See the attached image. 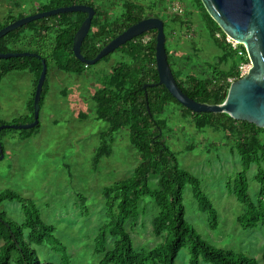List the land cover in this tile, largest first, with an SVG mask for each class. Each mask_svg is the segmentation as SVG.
I'll use <instances>...</instances> for the list:
<instances>
[{"label": "rangeland", "instance_id": "rangeland-1", "mask_svg": "<svg viewBox=\"0 0 264 264\" xmlns=\"http://www.w3.org/2000/svg\"><path fill=\"white\" fill-rule=\"evenodd\" d=\"M92 1L97 10L111 19L124 11V0ZM131 1L143 6L148 15L165 21L167 50L175 69L184 74L201 75L206 72V64L219 63L224 51L210 37L208 25L193 0ZM46 2L0 0V24L10 16L35 14ZM39 42L34 46L28 40L17 48L36 50L42 46ZM47 42L51 52L55 43L53 36ZM229 45L237 55L232 54L228 62L221 63L224 71H229L234 62L240 65L246 62L239 55L243 48ZM126 62L131 59L116 51L109 61L91 65L80 76L63 73L52 63L46 87L48 94L41 108L40 130L24 139L25 131L30 129L9 128L1 137L5 156L0 160V192L13 191L37 204L44 221L56 228L55 236L67 249L71 264L101 263L105 252L96 251V238L108 219L104 190L132 176L141 163L129 129L122 128L108 140L111 155L105 156L98 165L94 164L101 146V133L109 125L97 120L93 96L106 86L104 77L110 76L118 64ZM34 83L35 76L27 70L4 76L0 82V121L7 125L31 123L29 106ZM165 113L171 127L166 135L168 144L178 152L181 168L201 180L204 192L219 215L218 229L212 230L207 214L199 211L192 188L188 186L184 194L188 222L212 245L243 252L264 264V226L246 230L238 221L245 212V205L239 202L233 188L242 162L232 140L212 130L198 131L190 118L183 117L179 106H170ZM261 139L264 142V133ZM257 167L254 164L248 172L249 192L256 204L261 190L256 179ZM157 183L158 179L152 178V186L157 187ZM1 210L19 223L26 219L23 204L18 200L4 201ZM158 210L153 201L144 199L140 202L138 222L127 224L138 252L150 250L163 240L153 233L152 221ZM2 244L0 241V246ZM113 246L114 239L110 237L107 249ZM37 248L42 260L63 264L62 253L49 242ZM11 264L16 263L12 261ZM177 264H190L188 248L181 250ZM201 264L211 263L202 261Z\"/></svg>", "mask_w": 264, "mask_h": 264}, {"label": "trees", "instance_id": "trees-1", "mask_svg": "<svg viewBox=\"0 0 264 264\" xmlns=\"http://www.w3.org/2000/svg\"><path fill=\"white\" fill-rule=\"evenodd\" d=\"M208 25L210 37L224 51L217 64H206V72L184 74L175 69L169 54V61L182 90L192 99L201 103L221 104L231 83L230 78H241L240 64L234 62L229 71L220 68L221 63L228 62L232 54L237 55L226 42L227 35L207 12L201 0H193ZM89 4L92 0H47L36 13L71 6ZM123 13L111 19L106 13L96 10L92 29L82 46V53L87 59L95 58L99 52L119 34L139 21L154 16L131 1L124 0ZM35 13V14H36ZM33 15V14H32ZM10 16L0 24V30L8 24L24 18ZM87 14L82 12L65 13L31 22L0 38V53L31 51L41 55L50 69L55 63L60 71L83 75L90 66L81 62L73 52L74 38ZM166 27V23H165ZM221 34L222 37L218 35ZM53 36L55 43L52 51L48 39ZM156 31H149L121 46L117 51L131 59L129 63H120L113 68L110 76H105L106 86L99 89L93 98L96 103V118L108 123V128L101 133V146L97 149L94 164L98 165L105 156L111 155L108 142L122 128H128L133 146L141 155V163L127 179L121 180L104 190L108 205V219L101 227L96 238V251L105 252L100 264H177L182 249L188 248L190 264H260L258 260L243 252L216 247L205 240L187 220L185 190L192 188L198 202L199 211L207 214L212 230L219 226V215L211 199L204 192L199 178L180 166L178 152L172 150L166 140L171 130L169 119L164 117L170 106L182 108L183 117L190 118L194 127L200 131L212 130L223 138L232 140L240 155L242 169L234 180V194L245 205V212L238 221L243 229L264 226V142L261 135L263 128L247 121H238L226 113H195L184 107L163 85L151 86L159 82L156 63ZM41 39H38V38ZM42 45L36 50L19 49L26 41ZM32 44V45H33ZM35 46V44H34ZM241 47L246 51L244 46ZM49 52V54H48ZM112 54L102 61H109ZM246 57L244 61L249 62ZM100 61V62H102ZM99 62V63H100ZM97 63V64H99ZM30 71L35 76V91L29 109L34 121V98L38 80L43 70L42 60L35 57H17L0 60V82L10 72ZM44 85L41 105L48 94ZM145 86H147L145 88ZM6 123L0 121V126ZM41 128V123L26 130L24 139L31 137ZM6 131L4 129L1 134ZM257 164V181L261 186L259 202L256 204L249 192L248 172ZM157 178V187L151 184ZM144 199L153 201L159 208L152 221L153 233L163 240L150 250L138 252L127 229L128 222L135 225L140 217V202ZM6 200H18L23 204L26 219L19 223L8 217L1 210ZM56 228L48 225L42 218L37 204L16 192H0V264H54L42 260L38 248L49 242L62 253L63 264H71L65 246L55 236ZM114 239L112 249H107L109 238ZM264 260V254H263Z\"/></svg>", "mask_w": 264, "mask_h": 264}, {"label": "water", "instance_id": "water-1", "mask_svg": "<svg viewBox=\"0 0 264 264\" xmlns=\"http://www.w3.org/2000/svg\"><path fill=\"white\" fill-rule=\"evenodd\" d=\"M201 1L223 32L244 46L251 61L248 73L230 85L226 99L221 104L197 102L182 90L169 61L165 21L159 17H148L132 25L114 38L93 59H87L82 53L83 43L92 29L96 16L95 7L87 4H74L20 18L2 28L0 38L39 19L65 13L82 12L87 14V17L75 35L73 52L81 62L91 66L99 63L133 39L154 30L157 32L156 63L159 82L150 84L151 86H165L178 102L195 113H226L235 120L247 121L264 129V0ZM17 57H35L41 59L43 63V70L34 98V121L22 125H1L0 134L4 129L9 128L33 129L40 122L42 94L49 72L48 64L41 55L31 51L0 53V60ZM4 156L0 138V160Z\"/></svg>", "mask_w": 264, "mask_h": 264}, {"label": "built area", "instance_id": "built-area-1", "mask_svg": "<svg viewBox=\"0 0 264 264\" xmlns=\"http://www.w3.org/2000/svg\"><path fill=\"white\" fill-rule=\"evenodd\" d=\"M226 39H227V41H228L229 44H231V45L233 44V45H234L235 49L238 48L237 45H240V46H241L240 43H238L237 41H235L234 39H232V38L229 37V36H228ZM246 53H247V52H246L244 49H243V50H239V55H242L243 58L246 57ZM247 55H248V54H247ZM247 57H248V56H247ZM248 58H249V57H248ZM250 67H251L250 59H249V62H245V63H243V64L240 65L241 77L245 76V75L248 73ZM234 81H236L235 78H230V79L228 80V82L231 83V84H232Z\"/></svg>", "mask_w": 264, "mask_h": 264}, {"label": "flooded vegetation", "instance_id": "flooded-vegetation-1", "mask_svg": "<svg viewBox=\"0 0 264 264\" xmlns=\"http://www.w3.org/2000/svg\"><path fill=\"white\" fill-rule=\"evenodd\" d=\"M87 5H89V4H87ZM93 7H95V6H93ZM95 9H96V7H95ZM97 10V9H96ZM96 13H97V11H96ZM155 17V16H154ZM157 33V32H156Z\"/></svg>", "mask_w": 264, "mask_h": 264}, {"label": "crops", "instance_id": "crops-1", "mask_svg": "<svg viewBox=\"0 0 264 264\" xmlns=\"http://www.w3.org/2000/svg\"><path fill=\"white\" fill-rule=\"evenodd\" d=\"M63 73H66V72H64V71H62Z\"/></svg>", "mask_w": 264, "mask_h": 264}]
</instances>
